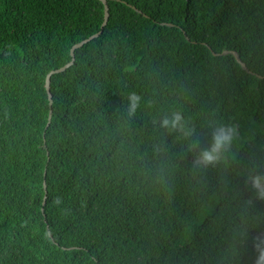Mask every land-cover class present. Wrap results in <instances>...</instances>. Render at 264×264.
Returning <instances> with one entry per match:
<instances>
[{"label":"trees","instance_id":"16d2710c","mask_svg":"<svg viewBox=\"0 0 264 264\" xmlns=\"http://www.w3.org/2000/svg\"><path fill=\"white\" fill-rule=\"evenodd\" d=\"M107 2L0 0V264H264V0Z\"/></svg>","mask_w":264,"mask_h":264},{"label":"clouds","instance_id":"9594fccd","mask_svg":"<svg viewBox=\"0 0 264 264\" xmlns=\"http://www.w3.org/2000/svg\"><path fill=\"white\" fill-rule=\"evenodd\" d=\"M140 97L135 94L131 93L128 97V111L130 114L134 113L136 108L139 105ZM181 120V117L179 114H175L174 117L169 120L168 118H165L163 121L164 125H171V127L175 128L179 121ZM234 130L230 127H220L216 129V131L213 134V144L210 149H206L203 152V160L205 162H209L212 160H215L217 158L218 153L220 150L228 143L231 142L233 137ZM187 134V133H186ZM254 185L258 189H264V181H262V178L256 177L253 181Z\"/></svg>","mask_w":264,"mask_h":264},{"label":"water","instance_id":"95a60500","mask_svg":"<svg viewBox=\"0 0 264 264\" xmlns=\"http://www.w3.org/2000/svg\"><path fill=\"white\" fill-rule=\"evenodd\" d=\"M108 0H102V2L105 4V19H104V22L102 24V28H104L106 26V24L108 23V20H109V17H110V11H109V5H108ZM101 32H97L95 34H93L92 36H90L89 38L81 41L80 43L76 44L73 46L72 48V56H73V60L68 63L67 65L57 69V70H52L50 72V74L48 75L47 77V81H46V87H47V90H48V93H49V99H50V103L52 104L53 103V99H52V93H51V88H50V84H51V75L54 74L55 72H58V71H62V70H65L68 66H70L74 60H75V49L83 46L86 42L90 41L91 39L97 37L100 35ZM235 55L236 57L238 58L239 61H241L239 55L235 52ZM242 62V61H241ZM245 65V63H243ZM51 117H52V111L50 112V116H49V120H51Z\"/></svg>","mask_w":264,"mask_h":264}]
</instances>
